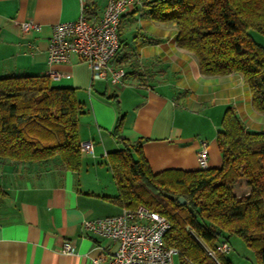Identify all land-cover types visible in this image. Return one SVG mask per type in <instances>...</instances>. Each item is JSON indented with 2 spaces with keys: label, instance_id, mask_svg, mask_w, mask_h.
Returning <instances> with one entry per match:
<instances>
[{
  "label": "crops",
  "instance_id": "0c3cea01",
  "mask_svg": "<svg viewBox=\"0 0 264 264\" xmlns=\"http://www.w3.org/2000/svg\"><path fill=\"white\" fill-rule=\"evenodd\" d=\"M147 1L135 0L123 14L113 63L127 75L116 85L93 80L90 64L77 54L69 63L47 60L53 25L77 19L83 7L97 22L108 0H0V77L56 71L60 77L51 78L52 85L74 88L80 103V143L93 144V152L81 151L77 171L59 155L36 162L0 157V264H93L116 250L82 222L122 212L108 161V153L122 147L114 134L119 117L123 136L145 139L155 173L198 170L202 141L209 145L210 168H220L218 132L228 107L250 131L264 130V114L255 110L243 74L204 75L197 57L177 45L176 25L153 20ZM30 20L40 29L25 33L21 23ZM66 241L74 243L72 253L61 251Z\"/></svg>",
  "mask_w": 264,
  "mask_h": 264
},
{
  "label": "trees",
  "instance_id": "16d2710c",
  "mask_svg": "<svg viewBox=\"0 0 264 264\" xmlns=\"http://www.w3.org/2000/svg\"><path fill=\"white\" fill-rule=\"evenodd\" d=\"M146 6L153 20L176 25L177 45L197 57L204 75L243 74L255 110L264 114V47L251 33L264 34V0H148ZM80 114L75 89L53 86L48 74L0 77V157L36 162L59 155L65 167L79 170ZM122 122L123 116L114 131L122 147L108 153L115 202L166 216L165 244L178 249V264H233L217 251L233 235L264 264V130L250 131L228 107L218 132L220 168L155 173L145 139L123 136ZM241 179L250 190L239 196Z\"/></svg>",
  "mask_w": 264,
  "mask_h": 264
},
{
  "label": "built area",
  "instance_id": "2783aa9c",
  "mask_svg": "<svg viewBox=\"0 0 264 264\" xmlns=\"http://www.w3.org/2000/svg\"><path fill=\"white\" fill-rule=\"evenodd\" d=\"M135 0H108L99 21L89 19L83 7L80 16L67 22L52 26L48 44L47 60L50 65L69 63L73 54L90 64L93 80H108L120 84L127 75L124 67L113 63L120 47V26L126 9ZM25 33L39 30L34 21L21 23ZM52 79L60 75L49 70ZM81 151L93 152L91 142L81 143ZM199 169H208L209 145L201 142L197 152ZM83 228L87 232L112 240L117 248L112 253H103L93 259V264H177L175 256L178 249L165 244V235L171 227L169 219L163 214L145 206L123 208L115 216L84 219ZM75 245L66 241L61 251L72 253ZM217 251L229 253L232 247L228 242H221Z\"/></svg>",
  "mask_w": 264,
  "mask_h": 264
},
{
  "label": "rangeland",
  "instance_id": "374dc122",
  "mask_svg": "<svg viewBox=\"0 0 264 264\" xmlns=\"http://www.w3.org/2000/svg\"><path fill=\"white\" fill-rule=\"evenodd\" d=\"M251 33L255 41L264 47V34L257 30H252ZM235 190L240 196L241 194L248 193L250 189L246 184V180L241 179L235 185ZM230 242L232 251H230L228 254L234 258L235 262H238V264H260L256 258L255 251L248 247L241 237L233 235L230 237ZM175 261L178 262L177 255L175 256Z\"/></svg>",
  "mask_w": 264,
  "mask_h": 264
},
{
  "label": "water",
  "instance_id": "95a60500",
  "mask_svg": "<svg viewBox=\"0 0 264 264\" xmlns=\"http://www.w3.org/2000/svg\"><path fill=\"white\" fill-rule=\"evenodd\" d=\"M180 202L184 204V203H186V200H185L184 198L181 197V198H180Z\"/></svg>",
  "mask_w": 264,
  "mask_h": 264
},
{
  "label": "clouds",
  "instance_id": "9594fccd",
  "mask_svg": "<svg viewBox=\"0 0 264 264\" xmlns=\"http://www.w3.org/2000/svg\"><path fill=\"white\" fill-rule=\"evenodd\" d=\"M260 123L264 124V121H260Z\"/></svg>",
  "mask_w": 264,
  "mask_h": 264
}]
</instances>
